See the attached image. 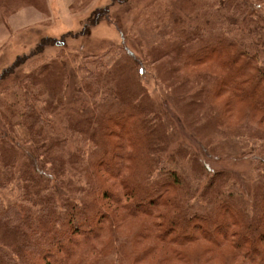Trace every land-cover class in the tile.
I'll list each match as a JSON object with an SVG mask.
<instances>
[{"label":"trees","instance_id":"1","mask_svg":"<svg viewBox=\"0 0 264 264\" xmlns=\"http://www.w3.org/2000/svg\"><path fill=\"white\" fill-rule=\"evenodd\" d=\"M129 1L93 14L121 44L46 38L0 75V264H264V0H154L139 35Z\"/></svg>","mask_w":264,"mask_h":264},{"label":"rangeland","instance_id":"2","mask_svg":"<svg viewBox=\"0 0 264 264\" xmlns=\"http://www.w3.org/2000/svg\"><path fill=\"white\" fill-rule=\"evenodd\" d=\"M114 1L44 0V6L47 8L46 14L37 11V8L29 7L7 17H3L0 12V75L16 59L34 52L41 41L46 38L60 40L70 35L62 47L56 45L45 49L48 54H54L62 49L79 54H103L111 46L121 44V36L113 24L104 21L92 24L96 9L100 10L106 5L113 6ZM153 1L130 0L123 5L125 10L119 15V18L128 35H139L143 32L142 20L138 19L142 17L143 11L147 10V5ZM25 3H27L26 0ZM114 6H116L114 10L117 9L116 11H118L119 6ZM148 41L147 39L146 43ZM143 82L151 94L164 101L166 89L158 81L152 70L144 74ZM0 90L4 93L3 88ZM165 105L172 117L176 119L178 114L173 105L168 102H165ZM179 130H181L183 142L195 147L199 145L195 137L181 123H179ZM19 132L22 133V129H19ZM213 164L218 168L232 169L237 174L247 170L244 163L234 161ZM1 192L6 199L10 197V195L5 194L6 192ZM197 250L198 247H195V251Z\"/></svg>","mask_w":264,"mask_h":264}]
</instances>
